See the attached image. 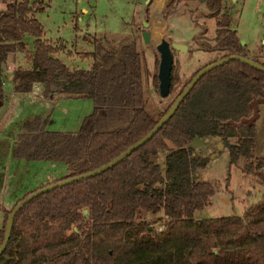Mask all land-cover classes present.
<instances>
[{"label": "trees", "instance_id": "16d2710c", "mask_svg": "<svg viewBox=\"0 0 264 264\" xmlns=\"http://www.w3.org/2000/svg\"><path fill=\"white\" fill-rule=\"evenodd\" d=\"M0 1L4 3L0 9V100L8 55L27 50L24 38L30 35L33 50L26 52L30 66L13 69V92L30 94L38 84L45 99L59 96L93 103L77 131L48 130L50 116L36 115L16 135L15 158L66 165L65 175L53 182L108 163L143 137L200 69L181 81L173 60L166 100L172 98L160 101L155 114L149 108L148 71L138 47L145 29L133 27L132 34L117 41L110 35H94L93 50L81 55L91 60L90 67L70 68L57 57L58 47L43 38L34 14L42 9L39 1ZM195 1L205 6L202 16L215 20L213 37L206 36L203 26L192 38L196 50L216 54L205 65L240 55L264 66V59L241 44L224 10L225 0ZM174 2L167 4L165 19L177 12ZM150 4L151 0L144 10L146 21ZM151 77L158 91L157 74ZM261 100L262 71L238 60L210 70L157 133L121 162L25 204L15 215L0 264H264V199L242 216L194 218L196 211L211 203L219 185L192 179L200 163L190 147L195 137L234 138L227 146L230 164L264 187V155L255 154L256 124L245 120ZM166 142L173 148L166 152L162 168L151 157ZM33 190L23 193L12 207ZM11 208L1 209L0 244ZM157 214L162 215L159 220L164 226L159 231L150 229L148 218Z\"/></svg>", "mask_w": 264, "mask_h": 264}, {"label": "rangeland", "instance_id": "374dc122", "mask_svg": "<svg viewBox=\"0 0 264 264\" xmlns=\"http://www.w3.org/2000/svg\"><path fill=\"white\" fill-rule=\"evenodd\" d=\"M35 1H39L42 6V9L37 10L34 14L42 25L43 38L58 47L57 57L70 68L88 69L90 67L91 60L83 58L81 55L93 50L91 39L94 35H110V39L117 41L125 35L132 34L133 27H137L140 31L148 29L143 26L142 21H146L144 10L149 0ZM223 5L224 10L232 18V25L236 28L241 44L252 55L264 59V0H236L235 2L225 0ZM172 7L176 8L177 12L168 14V19L163 17L165 10L162 12V16H159L160 20H164V25H167L162 38L166 40L168 38L171 42L183 41L188 44L186 51L173 52L176 71L179 73L181 81H184L194 71L203 67L210 58L215 57L214 53L196 50L192 42V38L201 32L203 26L206 29V36L213 37L215 20L202 16V13L206 11L205 6L195 0L174 2ZM1 8H4V3L0 1ZM131 22L134 23L132 27H130ZM24 41L27 50L32 51L33 38L30 35H25ZM138 47L143 50L148 71L145 88L149 99V108L156 114L162 106L160 101L165 103L172 96L167 100V97H161L152 83L151 75L157 74L159 65V53L156 50L153 37L150 36L149 42L145 43L140 35ZM27 50L16 51L8 55L6 64L10 66L11 73L17 66L26 68L30 66L26 58ZM7 65L1 74L4 98L0 106V130L5 128L7 133L0 134V223L2 220L1 209L11 208L21 196L4 207L3 202L8 200L11 191H18L23 187L28 191L36 189L61 178L67 172L63 162H25L24 159L14 160L10 156L8 157V153H11L9 141L11 129L20 127V124L26 121L32 112L43 107L45 115L42 117L50 116L48 130L77 131L82 119L93 108L92 100L89 99L73 100L53 96L51 99H46L45 105H41L37 102L36 96L30 98L25 96L26 94L18 95L13 92L12 85L8 82L9 68ZM36 90L35 88L34 91ZM34 91L32 92L34 93ZM13 97L15 98L13 99ZM22 98H26L28 101L21 102ZM254 110V113L245 120L254 121L256 124L255 154L261 157L264 155V100L258 101ZM22 129L23 125L16 130V135ZM234 142V138L222 140L219 137H195L190 142L192 155L199 159L200 163L192 173V179L219 185L211 197V203L196 211L194 218L242 216L247 208L264 199V187L259 185L252 176L244 175L237 165L230 164L227 146ZM172 148L173 146L166 142V145L151 157L152 161L164 168V156ZM159 217L162 218V215L148 217L151 222L150 229L157 231L164 229Z\"/></svg>", "mask_w": 264, "mask_h": 264}, {"label": "water", "instance_id": "95a60500", "mask_svg": "<svg viewBox=\"0 0 264 264\" xmlns=\"http://www.w3.org/2000/svg\"><path fill=\"white\" fill-rule=\"evenodd\" d=\"M201 2L205 0H200ZM143 26L148 28V22L143 21ZM141 36L143 38V41L145 43L149 42L150 40V33L147 30L142 31ZM188 48V45L183 43H177V42H169L165 38H161L160 41L156 44V50L159 53V65H158V71H157V78H158V91L159 95L161 97H167L169 95L170 91V73L173 65V54L172 49L179 51H186ZM230 60H238L242 63H245L251 67H254L264 73V66L260 63L254 62L251 59L245 58L240 55H229L222 59H219L218 61L205 65L202 68H200L196 74L190 79V81L186 84V86L183 88V90L180 92V94L175 98L171 106L168 108V110L165 112V114L160 117L155 125L148 131L143 137H141L139 140L131 144L129 147H127L122 153H120L118 156H116L114 159L109 161L108 163H105L87 173H83L81 175H76L73 177H69L63 180H59L56 182H51L48 184H45L41 187H38L34 189L32 192L27 194L24 198L19 200L10 210L3 234V240L0 244V254L5 249L7 242L10 237V231L11 226L13 224L15 215L17 212L28 202H30L35 197L46 193L48 191H51L53 189L65 186L67 184H71L73 182H77L82 179H87L96 175L101 174L102 172L108 170L109 168L115 166L117 163L121 162L123 159H125L127 156H129L134 150H136L138 147L142 146L144 143H146L148 140H150L157 131L171 118V116L174 114L178 106L180 105L181 101L187 96V94L190 92V90L193 88V86L196 84V82L207 72L210 70L230 61ZM2 105V101L0 100V106Z\"/></svg>", "mask_w": 264, "mask_h": 264}, {"label": "crops", "instance_id": "0c3cea01", "mask_svg": "<svg viewBox=\"0 0 264 264\" xmlns=\"http://www.w3.org/2000/svg\"><path fill=\"white\" fill-rule=\"evenodd\" d=\"M171 0H152V2H151V4L149 5V21H148V30H149V33H150V36L151 37H153V39L155 40V43L157 44L159 41H160V39L164 36V32H165V30H166V26L164 25L165 23H164V20L162 19V20H160L159 19V16L161 15L162 16V12L165 10V8H166V6H167V4L170 2ZM179 1H183V0H176L175 2L177 3V2H179ZM186 1H193V0H186ZM231 2H235L236 0H230ZM142 23H143V21H142ZM141 23V24H142ZM134 25V23H130V27H132ZM129 26V25H128ZM232 28H234V26L232 25ZM234 29H236V28H234ZM169 36H171L170 34H169ZM174 42H177V43H183V44H186V45H188L186 42H183V41H174ZM7 65V64H6ZM8 66V77H7V79H8V82H10L11 83V85H13L12 84V73H11V68H10V66L9 65H7ZM40 86L38 85V84H35L34 85V90H35V88L37 89L36 91H34V93L32 92V93H30V94H22V95H25V96H27V97H30L31 98V96H36V98H38L37 100V102H39L41 105H45L46 103H47V101H46V99L45 98H43V97H41L40 96V88H39ZM18 95L19 94H21V93H17ZM16 94V95H17ZM16 95H14V96H16ZM26 97V98H27ZM15 97H13V99H14ZM17 98H19V97H17ZM26 98H22L21 99V102H27L28 101V99H26ZM74 100V99H73ZM90 100V99H89ZM42 109H44L43 107L42 108H40V110H38V111H36V112H32L27 118H26V121L27 120H29L31 117H33V116H36V115H39V116H43V115H45V112H44V110H42ZM26 121H24L22 124H20V127H21V125H23ZM20 127H18L17 129H11L12 131H10L9 133H10V137H9V141H10V143H11V146H10V151H11V153H8V157L10 156L11 158H13L14 160H18L17 158H15L14 156H13V152H14V145H15V135H16V130H18ZM2 133H7L6 131H5V128L4 129H2V130H0V134H2ZM3 157V156H2ZM25 162H28V161H25ZM25 187H23V188H21V189H19L18 191H16V190H13V192L11 191L10 192V194L8 195V200H6V201H4L3 202V205H4V207L7 205V204H11V203H13L14 202V200H16L20 195H22L23 194V192H25V191H28V190H25L24 189Z\"/></svg>", "mask_w": 264, "mask_h": 264}]
</instances>
